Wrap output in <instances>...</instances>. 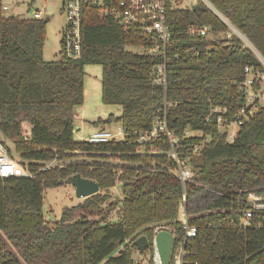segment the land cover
Segmentation results:
<instances>
[{
  "label": "trees",
  "instance_id": "16d2710c",
  "mask_svg": "<svg viewBox=\"0 0 264 264\" xmlns=\"http://www.w3.org/2000/svg\"><path fill=\"white\" fill-rule=\"evenodd\" d=\"M166 1L171 41L163 87L153 81L162 54L127 49H147L152 37L121 26L101 8L81 6L79 58L62 55L59 41V59L46 62L44 19L7 16L0 0V134L30 173L0 177V264H136L132 243L145 236L144 251L151 253L152 226L170 225L182 235L177 219L183 193L188 223L197 231L184 244L189 264H264V210L253 211L250 225L239 228L250 210L247 195L264 198V105L239 127L232 143L211 113L225 108V122L232 121L244 102L237 86L244 69H261L245 40L264 60V0H206L216 13L201 0L182 8L181 0ZM202 27L208 29L205 36L190 34ZM86 65L101 67V103L120 107L117 115L91 124L118 123L126 135L122 142L74 138ZM162 114L192 173L184 186L172 173L166 139L136 143V134L150 130ZM186 130L202 135L183 138ZM75 153L124 163L45 168ZM75 174L97 182L99 192L46 221L44 190ZM116 184L121 198L112 201L109 189ZM201 193L205 202L192 207Z\"/></svg>",
  "mask_w": 264,
  "mask_h": 264
},
{
  "label": "built area",
  "instance_id": "2783aa9c",
  "mask_svg": "<svg viewBox=\"0 0 264 264\" xmlns=\"http://www.w3.org/2000/svg\"><path fill=\"white\" fill-rule=\"evenodd\" d=\"M183 3H177L179 7L188 6L191 0H181ZM206 3V0H201ZM171 2V1H170ZM173 2V1H172ZM83 3H89L102 9L104 15L115 17L118 23L128 29H132L140 34L150 35L153 39L152 46L147 49H136L138 53L149 55H161L163 61L153 67V81L157 85L165 87L166 85V58L165 50L170 44L171 34L166 23V0H61L60 11L65 17L66 25L60 36L62 55L70 59L80 57V18L81 6ZM2 10H7L2 5ZM33 18L39 19L40 12H34ZM208 32L206 27L191 28L190 34L205 36ZM261 69L246 67L244 69L245 78L238 83L239 90L243 93L244 102L236 112L234 119L229 123L225 122L223 114L226 113L225 108L215 107L211 109L212 114H217L216 122L219 130L226 135V141L232 143L239 127L253 116L260 106L264 105V60L257 56ZM120 126V125H119ZM199 132H191L186 130L183 138L193 136H201ZM82 141L89 144H105L108 142H122L126 135L121 126L116 133L100 128L92 131L87 136L82 137ZM166 139L169 144L167 152L168 158L173 162L172 173L179 179L182 186L191 182L192 173L184 159L181 157V145L177 138L173 137L167 129L164 114L156 116L153 120L150 130L136 134V143L150 144L157 140ZM205 141H208L207 139ZM199 146H194L193 151L196 152ZM45 168H48L45 166ZM29 177V171L18 165L13 156L10 154L8 147L3 139L0 138V177ZM250 210L244 212L239 228H246L251 223L252 213L255 210H264V198L256 196L253 193L247 195ZM264 218V217H263ZM178 228L182 235L178 236L177 230L166 224H156L151 227V253L148 264H164L160 260L156 244L155 236L159 232H169L172 236V244L170 250L169 261L166 264H189L185 257L188 252L184 248L187 240L196 235V227L188 223V216L185 210V195L182 194L179 216L177 219ZM174 238H177L173 248ZM137 264V263H136Z\"/></svg>",
  "mask_w": 264,
  "mask_h": 264
},
{
  "label": "rangeland",
  "instance_id": "374dc122",
  "mask_svg": "<svg viewBox=\"0 0 264 264\" xmlns=\"http://www.w3.org/2000/svg\"><path fill=\"white\" fill-rule=\"evenodd\" d=\"M197 0H191L187 5L194 4ZM183 2L180 1V4ZM2 4L7 7L4 11L5 15L18 16L24 18H30L33 16L34 12H40V18H48L45 26V42L42 52V58L44 61H55L59 59V40L61 32L66 25L65 17L60 11L61 0H2ZM248 45V44H246ZM249 46V45H248ZM130 51H136L133 47H127ZM84 84L94 90L92 97L86 99L84 103V108L87 112L86 119L90 122L95 121L97 118L105 119L109 114L117 115L120 112V107L118 106H108L101 103V67L98 65H86L84 67ZM77 109L76 111H78ZM90 122H87L83 126L82 131L77 133L74 129V138L76 140L82 141V137L87 136L92 131L100 128H104L111 133H116L120 127L118 123H113L109 126H93ZM76 128V127H75ZM23 132L25 136H28V130L25 123L22 125ZM0 138L3 139L6 146L8 147L10 154L13 156L15 162L26 167V161H23L18 154L15 153L14 147L10 141L5 139L1 134ZM100 162V163H110V164H120L119 159L116 158H95L88 155L75 153V155L66 156L59 160H54L46 163L47 167H61L70 163L75 162ZM111 200H117L121 198L119 185L116 184L114 187L109 189ZM202 195L206 193H201L200 195L194 197L191 200L190 205L201 206L205 202V197ZM81 199H76L74 192L70 185L63 184L55 188H48L44 190L43 194V213L45 220L48 222L56 221L65 207H70L80 203ZM116 210H113L110 214L109 220H114L116 217ZM133 258L137 264H148L150 260V252L148 250L140 253L138 251L133 253Z\"/></svg>",
  "mask_w": 264,
  "mask_h": 264
},
{
  "label": "water",
  "instance_id": "95a60500",
  "mask_svg": "<svg viewBox=\"0 0 264 264\" xmlns=\"http://www.w3.org/2000/svg\"><path fill=\"white\" fill-rule=\"evenodd\" d=\"M207 5L214 11V9L207 3ZM215 12V11H214ZM216 13V12H215ZM48 18L44 19L47 22ZM232 28V27H231ZM232 30L241 36L234 28ZM247 46L255 53L256 56H260L256 50L245 40ZM59 185L68 184L74 192L76 199H85L99 192V185L97 182L89 179L82 178L79 174L68 177L65 180H59ZM136 250L142 253L148 247V241L145 236H140L132 243ZM155 244L162 263L166 264L169 261L170 250L172 244V236L169 232H159L155 236Z\"/></svg>",
  "mask_w": 264,
  "mask_h": 264
},
{
  "label": "crops",
  "instance_id": "0c3cea01",
  "mask_svg": "<svg viewBox=\"0 0 264 264\" xmlns=\"http://www.w3.org/2000/svg\"><path fill=\"white\" fill-rule=\"evenodd\" d=\"M59 41H60V40H59ZM93 92H94L93 89H91V88L88 87V86H85V84H84V91H83L84 102H83V105H82L80 108H78L79 110L75 112V114H74V120H73V122H74V127H76V128H75V131H76L77 133H79V134H80V132L82 131L83 126H85V124H87V122H90V121H88V120L86 119L87 112H86V110H85V108H84V103H85L86 99H90V97H92ZM97 119H98V118H97ZM97 119H96V120H97ZM100 119H101V118H100ZM96 120H95V121H96ZM95 121H92V122H95ZM92 122H90V123H92ZM25 125L27 126V130L29 131V126H28L26 123H25ZM91 125H92V124H91Z\"/></svg>",
  "mask_w": 264,
  "mask_h": 264
}]
</instances>
